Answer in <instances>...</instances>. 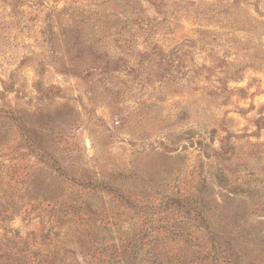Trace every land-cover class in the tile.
<instances>
[{
  "label": "rangeland",
  "instance_id": "obj_1",
  "mask_svg": "<svg viewBox=\"0 0 264 264\" xmlns=\"http://www.w3.org/2000/svg\"><path fill=\"white\" fill-rule=\"evenodd\" d=\"M89 179L101 231L191 197L264 264V0H0V264H75Z\"/></svg>",
  "mask_w": 264,
  "mask_h": 264
},
{
  "label": "trees",
  "instance_id": "obj_2",
  "mask_svg": "<svg viewBox=\"0 0 264 264\" xmlns=\"http://www.w3.org/2000/svg\"><path fill=\"white\" fill-rule=\"evenodd\" d=\"M225 153L224 144L222 152L217 154L224 156ZM92 182L89 179L84 185L94 192L95 198L102 201L107 187L100 188V185ZM112 188L107 190V194L119 208L115 213L116 208L112 207L111 210L116 215L108 221H104L103 217L101 220L96 218L104 213L97 209L95 200L82 198L73 200L72 204L79 214L77 220H74L70 206L66 203L64 204L68 208L62 211L61 216H53L54 222H73V226L79 230L67 231V235L75 238V245L78 246L74 245V248L70 245L65 251L75 264H258L257 260L260 259L257 253L260 250L249 245L250 235L238 233L231 236L226 231H215L212 225L216 224L208 216L205 205L191 197L183 199L180 196L155 206V211L162 214L159 218L149 221L160 226L155 231H138L137 228L143 227L144 222L134 231L99 230L110 223L113 227H122L127 221L119 212L122 203H127L126 195L121 190ZM64 190L62 188L63 193L60 195L50 196V200L57 202L59 199L69 198L64 194ZM111 191H114L115 195ZM100 201L98 202L101 203ZM187 207H190L188 214L182 211ZM129 217L130 213L127 212L126 219ZM6 246L8 251L5 259L9 261L8 264H20L21 257L14 258L16 247L11 243ZM54 256L57 257L58 254L55 253Z\"/></svg>",
  "mask_w": 264,
  "mask_h": 264
}]
</instances>
